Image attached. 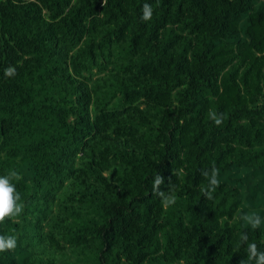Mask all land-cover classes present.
Segmentation results:
<instances>
[{
  "label": "trees",
  "instance_id": "1",
  "mask_svg": "<svg viewBox=\"0 0 264 264\" xmlns=\"http://www.w3.org/2000/svg\"><path fill=\"white\" fill-rule=\"evenodd\" d=\"M11 170L24 208L0 264H240L243 233L264 251V0H0Z\"/></svg>",
  "mask_w": 264,
  "mask_h": 264
},
{
  "label": "clouds",
  "instance_id": "2",
  "mask_svg": "<svg viewBox=\"0 0 264 264\" xmlns=\"http://www.w3.org/2000/svg\"><path fill=\"white\" fill-rule=\"evenodd\" d=\"M152 16L151 5L145 3L142 7V20H150ZM6 77H11L15 74V69L9 66L4 69ZM209 118L216 126H219L223 122V113H217L210 111L208 113ZM200 174L207 183L200 188L203 197L207 200L213 199V194L219 187L220 181L219 169L214 166L210 169H201ZM21 176L15 170H11L6 175H0V223L4 222L8 218L18 217L22 212L24 205L20 203L21 197L16 190L13 181H19ZM164 183V177L159 173L155 175L152 182V191L161 200V204L165 207L173 205L176 201L175 186L169 182L168 190L161 191L160 186ZM240 219L246 222L252 229H257L261 226L262 217L256 213H245ZM17 238L15 236H3L0 235V252L6 250H12L16 247ZM241 246L246 245L247 258L240 261V264H264V251L258 249L255 243L248 241L246 233L240 236Z\"/></svg>",
  "mask_w": 264,
  "mask_h": 264
}]
</instances>
